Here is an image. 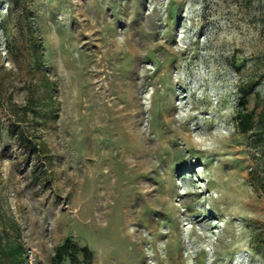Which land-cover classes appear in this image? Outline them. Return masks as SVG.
Masks as SVG:
<instances>
[{
    "label": "rangeland",
    "instance_id": "1",
    "mask_svg": "<svg viewBox=\"0 0 264 264\" xmlns=\"http://www.w3.org/2000/svg\"><path fill=\"white\" fill-rule=\"evenodd\" d=\"M246 83L253 85L248 108L264 111V0H0L2 242L21 243L26 264H52L67 238L87 246L93 264H264L262 144L233 120ZM166 129V137L175 133V151L185 152L183 139L197 143L199 159L179 167L178 154L172 172L157 163L155 150L169 145L156 134ZM134 169L145 179L130 192ZM191 182L199 194L181 206ZM130 193L160 214L140 217ZM199 219L205 225L186 224ZM138 227L149 239L146 253Z\"/></svg>",
    "mask_w": 264,
    "mask_h": 264
},
{
    "label": "bare ground",
    "instance_id": "2",
    "mask_svg": "<svg viewBox=\"0 0 264 264\" xmlns=\"http://www.w3.org/2000/svg\"><path fill=\"white\" fill-rule=\"evenodd\" d=\"M103 24V23H102ZM98 25V24H97ZM104 25H105V30L106 31H108V25H109V23H107V21L104 23ZM103 26V25H102ZM104 30V32L106 33V31ZM101 33H103V31L101 32ZM98 37H99V35H97ZM100 36H102V35H100ZM108 36V35H107ZM106 36V37H107ZM104 38H105V36H103ZM143 37V36H142ZM103 38V39H104ZM106 39H104V41H105ZM142 40V39H141ZM141 40H140V42H141ZM99 41H102V40H100L99 39ZM106 42V41H105ZM104 42V43H105ZM142 42H144V41H142ZM101 43V42H100ZM138 44V43H137ZM137 44H136V46H137ZM86 45V44H85ZM116 45H118V44H116ZM135 45V44H134ZM99 46V45H98ZM111 46V45H110ZM142 46H143V44H142ZM99 47H103V46H101V44H100V46ZM99 47H97V48H99ZM105 47V46H104ZM121 46H119V48H120ZM138 47V46H137ZM97 48H95V49H97ZM106 48V47H105ZM143 48V47H142ZM100 49V48H99ZM117 49V48H116ZM101 50V49H100ZM103 50V49H102ZM86 51V50H85ZM120 51V50H119ZM87 52V51H86ZM103 52H104V50H103ZM107 52V51H106ZM89 53V52H88ZM98 53V52H97ZM101 53H102V51H101ZM104 54V53H103ZM107 54V53H106ZM117 54V53H116ZM118 54H120V53H118ZM117 54V55H118ZM174 54H175V52H174ZM93 55V54H92ZM96 55V54H95ZM105 55V54H104ZM113 55V54H112ZM109 56V55H108ZM144 56V55H143ZM88 57H90V56H88ZM94 57V56H93ZM97 57H99L98 55H97ZM139 57V56H138ZM177 57V56H176ZM87 58V57H86ZM102 58V57H101ZM113 58V57H112ZM143 58V57H142ZM175 58V56H173V55H170L169 56V59H170V63H169V65H165V67L166 68H170V66H171V64L173 63V59ZM84 59V58H83ZM92 58H90V60H91ZM135 59V58H134ZM140 59V58H139ZM94 60V59H93ZM97 60V59H96ZM100 60V59H99ZM110 60V59H109ZM87 61V60H86ZM101 61V60H100ZM100 61H99V63H100ZM85 62V61H84ZM98 62V61H97ZM102 63H103V60L101 61ZM139 62H140V60H139ZM143 62V61H142ZM88 63V62H87ZM87 63H85V64H87ZM91 63V62H90ZM93 63V62H92ZM95 63V62H94ZM111 64V63H110ZM142 64V63H141ZM88 65V64H87ZM97 65V64H96ZM107 65V64H106ZM136 65V64H135ZM111 66V65H110ZM137 66V65H136ZM135 66V67H136ZM164 65L162 64V63H157V69H160V68H162ZM99 67V66H98ZM102 67V66H101ZM141 67V68H140ZM95 69H96V66L94 67ZM139 68L141 69V74H143L144 75V66H143V64H142V66H139ZM164 68V67H163ZM162 68V69H163ZM135 69H137V68H135ZM104 70V69H103ZM128 71V70H127ZM139 71V70H138ZM137 72V71H136ZM130 73V72H129ZM134 73V72H133ZM132 73V74H133ZM138 74V73H137ZM137 74H136V76H137ZM93 75V74H92ZM95 75V74H94ZM97 76V75H96ZM100 76V75H99ZM142 77V76H141ZM137 79V78H136ZM139 79V78H138ZM144 79V78H143ZM140 80V79H139ZM141 80H142V78H141ZM143 82V81H142ZM142 85V84H141ZM135 87V86H134ZM138 88V87H137ZM136 90V89H135ZM110 92V91H109ZM102 94V93H101ZM112 94V93H111ZM107 95V94H106ZM106 95H105V97H106ZM98 96V95H97ZM113 96V95H112ZM115 96V95H114ZM113 96V97H114ZM124 96V95H123ZM122 97V96H121ZM96 98V97H95ZM100 98V97H99ZM101 98H102V96H101ZM97 99H98V97H97ZM112 99H114V98H112ZM96 100V99H95ZM106 100V99H105ZM109 100H110V98H109ZM120 100V99H119ZM118 100V101H119ZM201 100V99H200ZM111 101V100H110ZM122 101V100H121ZM199 101V100H198ZM106 102V101H105ZM112 102V101H111ZM114 102V101H113ZM96 103H98V102H96ZM95 104V103H94ZM98 104H100V103H98ZM111 103L109 102V105H110ZM101 105V104H100ZM105 105V104H104ZM114 105V104H113ZM96 106V105H95ZM98 106V105H97ZM106 107V106H105ZM111 107V106H110ZM98 108V107H97ZM99 108H101V107H99ZM107 108V107H106ZM109 108V107H108ZM116 108V107H115ZM120 107H118V109H119ZM103 109H104V107H103ZM114 109V108H113ZM112 109V110H113ZM95 110H97V109H95ZM110 109H108V111H109ZM115 110H117V109H115ZM105 111V110H104ZM104 111H103V113H104ZM106 111H107V109H106ZM114 111V110H113ZM112 111V112H113ZM119 111V110H118ZM121 111V110H120ZM123 111V110H122ZM109 112H111V111H109ZM107 113V114H112L113 115V113ZM98 113V112H97ZM117 113V112H116ZM120 113V112H119ZM99 115H100V113H99ZM97 116L98 117V119H99V121H100V116ZM111 115V116H112ZM117 115V114H116ZM123 115V114H122ZM103 116V115H102ZM104 116H105V114H104ZM103 116V117H104ZM124 116V115H123ZM122 116V117H123ZM172 116V115H171ZM107 117H108V115H107ZM113 118H115L116 116L114 115V116H112ZM111 117V119H113ZM126 117V116H125ZM96 118V117H95ZM105 118V117H104ZM103 118V119H104ZM108 118H110V117H108ZM108 118H106V119H108ZM118 118V117H117ZM171 118H173V117H171ZM171 118H170V121H171ZM175 118V117H174ZM179 119V118H178ZM110 120V119H109ZM96 121V120H95ZM105 122H106V120H104ZM108 121V120H107ZM114 121V120H113ZM112 121V122H113ZM118 120L116 119V122H117ZM176 121H178V120H176ZM98 122V121H97ZM96 122V123H97ZM101 122V121H100ZM103 122V121H102ZM109 122L110 121H108V126H110L109 125ZM121 122V121H120ZM181 122V121H180ZM206 122V121H205ZM169 123V122H168ZM106 124H107V122H106ZM113 124H114V122H113ZM163 125H165L164 123H162ZM100 125H102V124H100ZM157 125V124H156ZM179 125V124H178ZM103 126V125H102ZM107 126V127H108ZM112 126V125H111ZM115 126L117 127V124H115ZM120 126V124L118 125V127ZM137 126V125H136ZM154 126V125H153ZM174 126H175V124H174ZM207 126V125H206ZM116 127H115V129H116ZM117 127V128H118ZM162 127V126H161ZM166 127V126H165ZM164 127V128H165ZM179 127V126H178ZM177 127V128H178ZM181 127V126H180ZM110 128H112V127H110ZM109 128V129H110ZM157 128V127H156ZM160 127H158V129H159ZM163 128V127H162ZM168 128V127H167ZM170 128H171V126H170ZM98 129H100L99 127H98ZM103 129H104V127H103ZM108 129V130H109ZM113 129V128H112ZM182 129V128H181ZM180 129V130H181ZM185 129V128H184ZM97 130V129H96ZM96 130H95V132H96ZM114 130V129H113ZM118 130V129H117ZM151 130V129H150ZM167 131H163V134H161V135H159V133L158 134H156V139H158V141L159 140H164L165 139V141H166V143L165 144H168L169 146H167V147H169L170 149L172 148V150L171 151H169L170 149L168 148L167 149V147H161V149L159 148V146H157L159 149H160V151L158 152V149H156L155 151H157L156 153H157V155H156V159L158 160L157 161V163H162V162H166L167 163V168H169V170L168 171H171L172 172V170H170L171 168V165H172V161L175 159V157L179 154V156H184V157H181V163H180V165H179V167H186V166H189V165H192V162H190L191 160L188 158V157H194V159H195V161L196 160H198L199 159V157H198V153L195 151V149L193 148V145H194V143L195 142H193V141H191V140H187V139H183V146H184V151L185 152H182V151H175L174 150V147H176L175 145V138H174V136H173V134H175L173 131V134H169V136L168 137H166V135L169 133V130L168 129H166ZM172 130V129H171ZM186 130H190V129H186ZM135 131V130H134ZM152 131V130H151ZM151 131H150V135H151ZM183 131V130H182ZM118 132V131H117ZM117 132H114V134H116ZM123 132V131H122ZM137 131H135V133H136ZM141 132V131H140ZM148 132V131H147ZM155 132V131H154ZM184 132V131H183ZM183 132H182V136L184 137V135H183ZM132 133V132H131ZM144 133V132H143ZM157 133V132H156ZM189 133V132H188ZM187 133V134H188ZM191 133V132H190ZM110 134V133H109ZM114 134H112V135H114ZM121 134V133H120ZM124 133H122V135H123ZM127 134V133H126ZM146 134V133H145ZM185 134V133H184ZM118 135H119V132H118ZM122 135H119V136H121V138H122ZM129 135V134H128ZM140 135V134H139ZM142 135V134H141ZM154 135H155V133H154ZM191 135V134H190ZM110 136H111V134H110ZM137 136H138V134H137ZM144 136V135H143ZM179 136V135H178ZM187 136V135H186ZM129 137V136H128ZM150 137V136H149ZM180 137V136H179ZM139 138V137H138ZM187 138V137H186ZM190 139H191V136L189 137ZM188 138V139H189ZM127 139H129V138H127ZM133 139V138H132ZM150 139H151V137H150ZM149 139V140H150ZM212 139V138H211ZM152 140V139H151ZM154 140V139H153ZM182 140V139H181ZM122 141V140H121ZM124 141V140H123ZM129 141V140H128ZM136 141V140H135ZM155 141V140H154ZM157 141V140H156ZM130 142V141H129ZM138 142V141H137ZM150 142V141H149ZM197 142V141H196ZM202 142V141H201ZM134 143V142H133ZM157 143V142H156ZM159 143V142H158ZM199 143V142H198ZM132 144V143H131ZM152 144V143H151ZM163 144V143H162ZM164 144V145H165ZM195 144H197V143H195ZM126 145V144H125ZM161 145V144H160ZM199 145H202V143H199ZM198 145V146H199ZM119 146H120V144H119ZM119 146H117V147H119ZM127 146V145H126ZM130 146V145H129ZM195 146V145H194ZM135 148H136V146H134ZM149 147V146H148ZM186 147H189L191 150H192V152L194 153V154H188L187 153V151H186ZM121 148H122V146H121ZM125 148V147H124ZM137 149V148H136ZM135 149V150H136ZM198 149H200V148H198ZM117 150H119V148L117 149ZM125 150V153L127 152L126 151V149H124ZM128 150V149H127ZM148 150V149H147ZM121 151V150H120ZM122 151H123V149H122ZM132 151H134V150H132ZM149 151V150H148ZM202 151V150H201ZM124 152V151H123ZM123 152H122V154H123ZM136 152V151H135ZM143 152V151H142ZM149 152H151V151H149ZM119 153V152H118ZM117 153V154H118ZM124 153V154H125ZM141 153V152H140ZM153 153H155V152H153ZM207 153V152H206ZM209 153V152H208ZM116 154V155H117ZM133 154V153H132ZM159 154L161 155V156H159ZM128 155V154H127ZM131 155V154H130ZM142 155H143V157L141 156V158L142 159H144V154L142 153ZM125 156V155H124ZM123 156V157H124ZM200 156H201V154H200ZM205 156V155H204ZM120 157H122V155L120 156ZM135 157H137V156H135ZM134 157V158H135ZM134 158H132V159H134ZM138 158V157H137ZM164 158V159H163ZM174 158V159H173ZM183 158V159H182ZM209 158H210V156H209ZM208 158V159H209ZM214 158V157H213ZM122 159V158H121ZM135 161V160H134ZM143 161V160H142ZM141 161V162H142ZM200 161V160H199ZM205 161H206V159H205ZM136 162V161H135ZM160 163V164H161ZM140 164V163H139ZM163 164V163H162ZM165 164V163H164ZM208 164V163H207ZM137 163L134 165V167L136 168L137 167ZM141 165H143V164H141ZM159 165V164H158ZM133 166V165H132ZM164 166V165H163ZM158 167V166H157ZM165 167H166V164H165ZM175 167H178L177 165H175ZM205 167H206V165H205ZM210 167H211V165H210ZM143 168V167H142ZM133 169V168H132ZM131 169V170H132ZM152 169V168H151ZM160 169V168H159ZM162 169V168H161ZM165 169V168H164ZM135 170V169H134ZM140 170H141V168H140ZM153 170V169H152ZM163 170V169H162ZM161 170V171H162ZM167 170V169H166ZM217 170V169H216ZM130 170H128V172H129ZM136 171L137 170H135L134 171V173H136ZM143 171H144V169H143ZM142 172V171H141ZM145 172V171H144ZM155 172V171H154ZM220 171H218L217 172V174L219 173ZM148 173V172H147ZM168 173V172H167ZM170 173V172H169ZM130 174H131V172H130ZM159 174V173H158ZM162 174H163V172H162ZM200 175V174H199ZM213 175V174H212ZM227 175V174H226ZM151 176V175H150ZM164 175H162V177H163ZM132 177V179H130V180H132V181H130V184L128 185V189L129 190H132V191H130V192H135V191H137V188L139 187V184L141 183H143L144 182V179H145V176H144V174L143 173H141V174H135V175H133V176H131ZM147 177V176H146ZM153 177H154V175H153ZM152 177V179H153V181L154 182H156V180H155V178H153ZM165 177V176H164ZM199 177V176H198ZM220 177H222V175L220 176ZM112 178V177H111ZM121 178V177H120ZM149 178V177H148ZM168 178V177H167ZM229 178V177H228ZM150 179V178H149ZM157 179H158V177H157ZM125 180V179H124ZM160 180V179H159ZM164 181H165V178L163 179ZM166 180H168V179H166ZM201 181V179L200 178H198V179H196L195 181H194V183L195 182H197V181ZM229 180V179H228ZM123 181V180H122ZM153 181H152V183H153ZM158 181V180H157ZM162 181V180H161ZM169 181V180H168ZM131 182L132 183H134V184H131ZM160 182V181H159ZM167 182V181H166ZM119 183H120V181H119ZM151 183V182H150ZM162 183H165V182H162ZM169 183V182H168ZM208 183V182H207ZM220 183H222V182H220ZM227 183V182H226ZM140 184V185H141ZM148 184V183H147ZM159 184V183H158ZM223 184V183H222ZM125 185V184H124ZM160 185V184H159ZM164 186H165V184H163ZM188 186V191L187 192H184V193H182L181 195H179V197H180V199H179V202L178 203H180V205L181 206H183V205H185V204H187L188 203V201L191 199V198H193L194 196H196V195H198L199 194V192L198 191H196V192H192L190 189H192L193 188V190L194 189H197V188H201L200 186L199 187H197L195 184H192V182L191 183H188L187 184ZM226 185V184H225ZM113 186V185H112ZM126 186V185H125ZM145 186V185H144ZM151 186V185H150ZM168 186H169V184H168ZM206 185H204V187H205ZM215 186H217L218 187V185H215ZM232 186V185H231ZM109 187V186H108ZM161 186H159V188H160ZM166 187H167V185H166ZM166 187H165V189H166ZM174 187V186H173ZM209 186H207L206 188H208ZM223 187V186H222ZM229 187V186H228ZM227 187V188H228ZM127 188V187H126ZM159 188L157 189L158 191H159ZM162 188V187H161ZM160 188V189H161ZM205 188V189H206ZM212 188H214V186L212 187ZM226 188V189H227ZM109 189H111V188H109ZM123 189H124V187H123ZM142 189V188H141ZM174 189V188H173ZM204 188H203V191H202V193H204L205 194V190ZM209 189V188H208ZM207 189V190H208ZM223 189V188H222ZM226 189H223V190H226ZM140 190V189H139ZM147 190H148V188H147ZM151 190V189H150ZM163 190H164V188H163ZM168 190V189H167ZM167 190H165V191H167ZM231 190V189H230ZM235 190V189H234ZM152 191V190H151ZM161 191V193H164L165 195V197L167 196V194H166V192L165 191H162V190H160ZM169 191L171 192L172 190H170L169 189ZM219 191V190H218ZM227 191V190H226ZM232 191H233V189H232ZM231 191V192H232ZM106 192V191H105ZM113 192V191H112ZM146 192V191H145ZM214 192V191H213ZM217 192V191H216ZM223 192V191H222ZM230 192V191H229ZM108 193V192H107ZM172 193V192H171ZM138 194V193H137ZM143 194H144V192H143ZM143 194L140 196V195H134V194H129V196H126V197H128L131 201V203H132V206H134L135 207V213L136 214H138L140 217H142V218H145L146 219V217L148 216H150V215H152L153 213H159L160 214V212H157V211H154L153 210V207H152V211H148L147 210V208H146V206L144 205V202H143ZM153 194V193H152ZM151 194V195H152ZM155 194V193H154ZM226 194H228L227 192H226ZM234 194H236V193H234ZM239 194V193H238ZM109 195V194H108ZM108 195H106V196H108ZM145 195H146V193H145ZM150 195V194H149ZM149 195H148V197H149ZM162 195V194H161ZM169 195V194H168ZM223 195V194H222ZM225 195V194H224ZM163 196V195H162ZM170 196V195H169ZM227 196V195H226ZM234 196H238L237 194L236 195H234ZM159 196H157V198H158ZM220 197V196H219ZM223 197V196H222ZM107 198V197H106ZM105 198V199H106ZM109 198V197H108ZM167 198V197H166ZM169 198H171V197H169ZM205 198V197H204ZM207 198V197H206ZM211 198V197H210ZM228 198H229V196H228ZM227 198V199H228ZM145 199H147V198H145ZM156 199V198H155ZM161 199H162V197H161ZM233 199V198H232ZM238 199H240V198H238ZM242 199V198H241ZM107 200V199H106ZM105 200V201H106ZM151 200V199H150ZM206 200V199H205ZM235 199H233L232 201H234ZM103 201V200H102ZM109 201V200H108ZM104 202V201H103ZM147 202H149V201H147ZM152 202H154L155 203V200L154 201H152ZM165 202H167V199H165L164 200V203ZM190 202V201H189ZM242 202V201H241ZM98 203V202H97ZM107 203H109V202H107ZM146 203V202H145ZM158 203V202H157ZM169 203V202H168ZM227 203V202H226ZM230 203V202H229ZM238 203V202H237ZM130 204V203H129ZM129 204H128V206H129ZM156 204V203H155ZM159 204V203H158ZM162 204H163V200H162ZM166 204V203H165ZM165 204L163 205L164 207H162V208H165ZM219 204V203H218ZM234 204H236V203H234ZM233 204V205H234ZM148 205H150V204H148ZM157 205V204H156ZM206 205V204H205ZM215 205H216V203H215ZM224 205H225V203H224ZM160 206H162V205H160ZM168 206V205H167ZM235 206V205H234ZM101 207H103L102 205H101ZM101 207H100V204H99V208H98V215H96V217H97V220L99 221L98 223L101 225H103L104 224V222H105V219H106V213H107V211H101L100 212V210H101ZM131 207V206H130ZM149 207V206H148ZM151 207H149V208H151ZM171 207V206H170ZM239 207V206H238ZM104 208V207H103ZM102 208V209H103ZM107 208V207H106ZM168 208V207H167ZM160 209V208H159ZM225 209V208H224ZM223 209V210H224ZM234 209H236V208H234ZM162 210V209H161ZM222 210V211H223ZM233 210V209H232ZM160 211V210H159ZM231 211V210H230ZM237 211V210H236ZM106 212V213H105ZM149 212V213H148ZM163 211H161V213H162ZM225 212V211H224ZM233 212V211H232ZM228 213V212H227ZM108 214H109V212H108ZM226 215V214H225ZM231 215V214H230ZM144 216V217H143ZM197 216V215H196ZM234 216L235 215H232V217L234 218ZM205 219V218H204ZM204 219H199V220H196V222H193V221H191V220H187L186 221V224H188V225H193V226H197V225H205V220ZM228 219H230V217L228 216ZM222 220V219H221ZM227 220V219H226ZM214 221V220H213ZM220 221V220H219ZM232 221V220H231ZM207 222V221H206ZM212 222V221H211ZM176 223V222H175ZM223 223H225V222H223ZM230 224H232L231 222H229ZM237 224V223H236ZM229 225V224H228ZM233 225V224H232ZM148 226V225H147ZM220 226H221V224H220ZM231 226V225H230ZM211 227L214 229L215 227L213 226V225H211ZM237 227V226H236ZM192 229H193V227H192ZM231 229H234V228H231ZM238 229V228H237ZM144 230H146V229H144ZM198 230H199V228H198ZM208 230V229H207ZM231 231V230H230ZM235 231H236V229H235ZM152 232V231H151ZM195 232V231H194ZM219 233H221V232H219ZM228 233V232H227ZM233 233V232H232ZM243 233V232H242ZM134 234H135V236H136V238H137V241H138V243L140 244V245H142L143 243H144V245L143 246H141V248L140 249H142L143 250V252L144 253H146L148 250H145V247H146V245H147V243L149 242V239L147 238V236H144V234H143V231H142V228L140 227H138V229L136 228V230L134 229ZM189 234H191V232L189 233ZM188 234V235H189ZM149 235V234H148ZM225 235V234H224ZM224 235H223V237H222V235H221V237L216 241V242H214V244H213V249H214V251L216 252V253H218V255H219V253L221 252V247H222V240H223V238H224ZM237 235V234H236ZM163 236H165V238L167 237V236H169V234L168 233H166V234H163ZM199 236V235H198ZM229 236H231V235H229ZM238 236V235H237ZM217 238H218V236H217ZM239 238V237H238ZM153 239V238H152ZM201 239V238H200ZM203 239V238H202ZM225 239V238H224ZM232 239V238H231ZM204 240V239H203ZM234 240V239H233ZM196 241V240H195ZM237 241H239V240H237ZM205 243V242H204ZM233 243V242H232ZM149 244V243H148ZM157 244V243H156ZM224 244V243H223ZM225 244H227V243H225ZM235 244V243H234ZM229 245V244H228ZM233 245V244H232ZM225 246V245H224ZM138 247H139V245H138ZM157 247V246H156ZM229 248V247H228ZM231 248V247H230ZM237 248V247H236ZM149 249V248H148ZM164 249H165V247H164ZM181 249V248H180ZM225 249V248H224ZM199 250V249H198ZM203 250V249H202ZM227 250V249H226ZM233 250V249H232ZM234 250H235V248H234ZM233 250V251H234ZM201 251V250H200ZM199 251V252H200ZM232 251V252H233ZM236 251V250H235ZM204 253V252H203ZM195 254H198V252H195ZM227 254V253H226ZM200 255V254H199ZM228 255V254H227ZM196 256V255H195ZM224 256V255H223ZM144 257H146V255L144 254ZM165 257H166V259H165V261L167 260L168 262L169 261H171L172 260V258H170L167 254H166V252H165ZM189 257V256H188ZM198 257V256H197ZM200 257H202V255H200ZM200 257H198V258H200ZM145 259H147V258H145ZM151 259V258H150ZM221 259V258H220ZM164 260V259H163ZM198 260V259H197ZM224 260V259H223ZM227 260V259H226ZM182 261V260H181ZM199 261V260H198ZM145 262V261H144ZM222 262V261H221ZM228 263V262H227ZM231 263V262H230ZM166 264V263H165ZM168 264V263H167ZM221 264V263H220ZM232 264V263H231Z\"/></svg>",
    "mask_w": 264,
    "mask_h": 264
},
{
    "label": "trees",
    "instance_id": "3",
    "mask_svg": "<svg viewBox=\"0 0 264 264\" xmlns=\"http://www.w3.org/2000/svg\"><path fill=\"white\" fill-rule=\"evenodd\" d=\"M253 85L251 83L243 84L237 89L238 109L234 116V123L237 131L242 135L249 133H259L258 142L262 144V158H264V111H258V105L248 108V98L252 93ZM258 111V112H257ZM255 127L259 128L258 132ZM0 237V264H26L24 246L19 243L2 242ZM93 264V253L87 246L79 245L71 238H67L62 244L56 247L51 259L52 264Z\"/></svg>",
    "mask_w": 264,
    "mask_h": 264
}]
</instances>
